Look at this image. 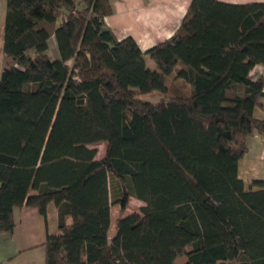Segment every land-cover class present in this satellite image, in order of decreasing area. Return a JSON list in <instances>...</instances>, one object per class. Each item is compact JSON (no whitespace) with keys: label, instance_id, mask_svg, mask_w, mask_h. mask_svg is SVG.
<instances>
[{"label":"trees","instance_id":"16d2710c","mask_svg":"<svg viewBox=\"0 0 264 264\" xmlns=\"http://www.w3.org/2000/svg\"><path fill=\"white\" fill-rule=\"evenodd\" d=\"M113 11L112 0H7L0 234L16 207L47 217L54 204L45 264H264V181L247 189L239 176L247 137L264 140V75L251 74L264 64V1L191 0L146 51L116 36ZM170 77L189 90L169 94ZM131 196L142 213L124 214Z\"/></svg>","mask_w":264,"mask_h":264},{"label":"crops","instance_id":"0c3cea01","mask_svg":"<svg viewBox=\"0 0 264 264\" xmlns=\"http://www.w3.org/2000/svg\"><path fill=\"white\" fill-rule=\"evenodd\" d=\"M233 3L264 0H223ZM7 0H0V45L6 20ZM191 0H112L113 13L105 17L107 25L118 38L133 36L142 50L171 37L182 23ZM4 19V24H3ZM55 46V45H54ZM53 46V47H54ZM148 64H152L146 55ZM251 74L264 75V64H257ZM257 118H264V96L255 109ZM247 152L239 161V176L247 189L261 188L252 185L255 179L264 181V140L259 131L247 137ZM120 213V212H119ZM16 226L11 232L0 234V264H45L44 242L48 231H58V210L49 205L47 217L36 207L22 206L14 209Z\"/></svg>","mask_w":264,"mask_h":264},{"label":"rangeland","instance_id":"374dc122","mask_svg":"<svg viewBox=\"0 0 264 264\" xmlns=\"http://www.w3.org/2000/svg\"><path fill=\"white\" fill-rule=\"evenodd\" d=\"M3 24H4V19H3ZM1 27V25H0ZM53 47V46H52ZM49 54L51 55V57L53 58L55 55L54 49L51 48L49 51ZM8 58L6 57V54L4 53V50H2V46L0 45V79H1V75H2V71H3V66L5 64V60H7ZM168 84H169V94H173V93H181L186 92L189 90V86L186 85L184 82H182L181 80H174L173 77H170L168 80ZM144 100H153V101H158L160 98H162V95L159 92H153L152 94H146L143 95L142 97ZM90 147L92 148H96L98 150L97 153V158L98 159H102L105 156L106 153V148H107V144L104 141L98 142V143H94L91 144ZM113 182L111 181V188L113 189V193H114V188H113ZM146 203L134 196H131L129 198V202H128V206L124 211V214H129L132 212H139L142 213V207L145 205ZM53 205V204H52ZM120 212V205L114 203L112 205V225H111V229L109 232L110 237L114 235L115 230H116V222L117 219L119 217V213Z\"/></svg>","mask_w":264,"mask_h":264}]
</instances>
